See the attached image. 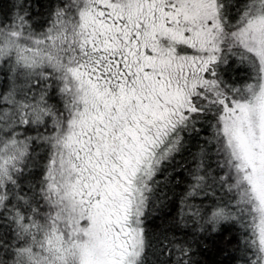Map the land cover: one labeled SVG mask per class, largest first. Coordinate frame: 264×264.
Returning <instances> with one entry per match:
<instances>
[{
  "label": "snow or ice",
  "instance_id": "1",
  "mask_svg": "<svg viewBox=\"0 0 264 264\" xmlns=\"http://www.w3.org/2000/svg\"><path fill=\"white\" fill-rule=\"evenodd\" d=\"M0 264H264V0H0Z\"/></svg>",
  "mask_w": 264,
  "mask_h": 264
}]
</instances>
